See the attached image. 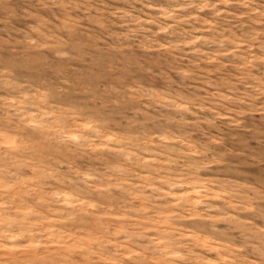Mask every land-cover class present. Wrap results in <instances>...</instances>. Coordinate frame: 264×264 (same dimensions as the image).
<instances>
[{
  "label": "clouds",
  "instance_id": "9594fccd",
  "mask_svg": "<svg viewBox=\"0 0 264 264\" xmlns=\"http://www.w3.org/2000/svg\"><path fill=\"white\" fill-rule=\"evenodd\" d=\"M0 264H264V0H0Z\"/></svg>",
  "mask_w": 264,
  "mask_h": 264
}]
</instances>
